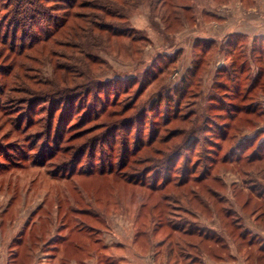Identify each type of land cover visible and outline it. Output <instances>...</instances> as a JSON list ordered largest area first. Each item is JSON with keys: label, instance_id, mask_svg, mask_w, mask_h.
<instances>
[{"label": "rangeland", "instance_id": "1", "mask_svg": "<svg viewBox=\"0 0 264 264\" xmlns=\"http://www.w3.org/2000/svg\"><path fill=\"white\" fill-rule=\"evenodd\" d=\"M33 1L0 0V264H264V0Z\"/></svg>", "mask_w": 264, "mask_h": 264}, {"label": "trees", "instance_id": "2", "mask_svg": "<svg viewBox=\"0 0 264 264\" xmlns=\"http://www.w3.org/2000/svg\"><path fill=\"white\" fill-rule=\"evenodd\" d=\"M33 2H35V7L37 6L38 7V9H37V14L39 13V15L41 16V18H42V10H39V3H41V4H44L45 2H46V0H36V1H33ZM151 2H152V0H151ZM157 4L158 5H160V7L161 8H163L164 10H165V12L168 10V9H176L178 6H176V3H175V0H158L157 1ZM156 8V7H155ZM104 14H107V15H110L111 16V14H110V11H108V9H103V11H102ZM172 14H173V12H172ZM163 15H165V13H162V16ZM21 16H22V18L20 19V20H28L30 17H29V15H28V13L27 12H23V13H21ZM169 17V16H168ZM167 17V18H168ZM14 24H17V26H19V25H21L22 26V24H23V22L22 21H15V23ZM12 28H14V26H12ZM100 29H102L103 31H105V32H108V31H110V27H108V25H100ZM19 31V30H18ZM112 31V30H111ZM13 32V31H12ZM113 33H111V35H110V37H108V39H106V37H104V39L106 40V41H109V39L111 38V37H120V38H125L126 37V39L128 38V40H130V41H132V42H134V40H135V36L133 35H129V34H127L126 33V35H125V33H116L115 31H112ZM18 33V32H17ZM137 40V39H136ZM205 50V49H204ZM195 60L196 59H194V63H195ZM233 64V63H232ZM231 64V65H232ZM240 69H242V71H244V65H241V68ZM259 74V73H258ZM257 74V75H258ZM256 75V77L254 78V79H252L253 81L250 83V86L248 87V92L251 90V91H253L254 89L255 90H258L259 88H258V83H259V75L257 76ZM186 92V91H185ZM244 99H246V96H244ZM240 109L239 108H234L232 111L235 113V112H237V111H239ZM183 235H186L187 237H191V236H193L194 234H193V231H190V230H184V232H183ZM202 235H203V237H202ZM208 234L207 233H204L202 230H200L199 231V233H198V237L200 238V239H203V240H200V242H195V243H193V242H190V241H187L186 243H185V246L186 247H189L190 249H193V250H196V252L198 253L197 255H198V257L200 256L199 255V253H201V255L202 254H204V253H202V252H200V245L204 242V241H208L210 238H212V236H209V238H208ZM244 237L245 236V231H242V233H241V231H239V237H240V239H241V237ZM218 238H220L221 239V237H217V240H218ZM20 239V237H18L17 238V240H19ZM234 241V240H233ZM251 241V240H250ZM249 241V242H250ZM220 247H222L223 249H227V245H226V243L225 242H220ZM237 246H238V248H240V246H239V243L237 244ZM157 251H158V249H157ZM240 251V250H239ZM169 255V254H168ZM218 256H220V255H218ZM167 257V256H166ZM210 257H212V256H210Z\"/></svg>", "mask_w": 264, "mask_h": 264}, {"label": "crops", "instance_id": "3", "mask_svg": "<svg viewBox=\"0 0 264 264\" xmlns=\"http://www.w3.org/2000/svg\"><path fill=\"white\" fill-rule=\"evenodd\" d=\"M262 97H264V95H262V94H259L258 95V98H257V100H258V102L256 101V103H261L262 104V102H263V98ZM223 233H226V232H223ZM222 236V235H221ZM223 238H230L228 235H227V233H226V237H224V236H222ZM231 246H234V244H233V242H231L230 243V247ZM235 248V247H234ZM154 249V246H152L151 245V248L147 251V253L146 254H137V253H135V255L136 256H140V255H142L140 258H137V260L135 261V260H128L127 261V263L126 264H156V262H155V258L153 257L155 254H156V251H154L153 250ZM15 254V253H14ZM232 254V253H231ZM233 257H234V259L236 260V259H238L240 256H238V252H237V250H236V248H235V255H232ZM15 258L14 259H12V264H15ZM50 261V260H49Z\"/></svg>", "mask_w": 264, "mask_h": 264}]
</instances>
